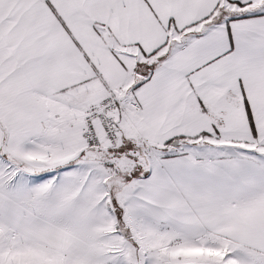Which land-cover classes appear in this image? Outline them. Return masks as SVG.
<instances>
[{"label":"snow or ice","instance_id":"6c2138e0","mask_svg":"<svg viewBox=\"0 0 264 264\" xmlns=\"http://www.w3.org/2000/svg\"><path fill=\"white\" fill-rule=\"evenodd\" d=\"M0 264H264V0H0Z\"/></svg>","mask_w":264,"mask_h":264}]
</instances>
